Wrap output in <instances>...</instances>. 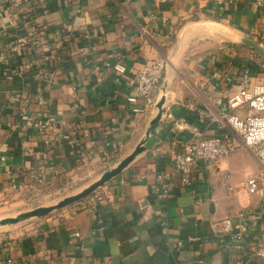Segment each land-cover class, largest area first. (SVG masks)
I'll use <instances>...</instances> for the list:
<instances>
[{"label": "crops", "instance_id": "crops-1", "mask_svg": "<svg viewBox=\"0 0 264 264\" xmlns=\"http://www.w3.org/2000/svg\"><path fill=\"white\" fill-rule=\"evenodd\" d=\"M201 20L264 44V0H28L17 7L0 0V53L8 59L0 61V205L101 161L122 160L146 141V149L94 193L1 230L0 264L262 263L252 250L264 225L258 212L264 178L258 177L262 191L250 193L247 180L256 171L237 152L262 167L257 157L240 144L212 164L200 162L186 185L175 167L174 153L187 140L172 118H184V107L194 122L198 112H219L216 98L228 88L211 78L226 64L216 56L190 51L170 60L180 30ZM21 39L26 45L12 52ZM160 56L167 66L158 100L166 93L167 112L148 136L159 110L133 111L129 78ZM118 62L126 74L111 67ZM209 121L199 123L206 135L226 132ZM161 171L165 182L157 178ZM242 210L243 227L236 218ZM227 217L232 233L223 228ZM240 230L244 237L236 241Z\"/></svg>", "mask_w": 264, "mask_h": 264}, {"label": "built area", "instance_id": "built-area-1", "mask_svg": "<svg viewBox=\"0 0 264 264\" xmlns=\"http://www.w3.org/2000/svg\"><path fill=\"white\" fill-rule=\"evenodd\" d=\"M28 0H12L13 6H20ZM260 38L264 41V27L261 30ZM27 43L21 39L18 44L13 45L11 51L18 53ZM8 60L6 53H0V61ZM167 61L164 56L151 60L141 68L132 71L129 81L134 89L128 101L134 106L136 113L146 109L155 108L158 95L164 81V74ZM234 65L224 64L211 71V78L217 84H228L224 93L225 96L216 98L219 112L201 111L198 112L197 122L186 118H172L173 125L178 131L188 130L189 139L182 151L174 153L175 167L181 173V182L186 185L191 183L192 175L199 169L200 162L212 164L216 160L229 156L239 146L244 145L260 161L264 168V80H255L252 70L249 67L235 68ZM116 72L126 74L128 67L121 62L111 66ZM141 102L139 103V101ZM210 118L208 127L215 123L226 128V132L220 135H206L205 129L199 124ZM46 122L42 127L48 128ZM114 150L119 147L116 143L108 142ZM144 176L138 175L137 179L142 180ZM157 178L161 182L167 179V173L161 171ZM38 181H41L39 179ZM16 188V183L13 182ZM247 188L250 193L261 192L259 178L251 177L247 180ZM230 189H234L230 186ZM167 189L164 190V194ZM260 218L264 220V208L260 206L258 210ZM241 227L245 225L246 212L239 211L236 215ZM223 228L226 232H234L232 217L222 220ZM244 237L243 231L234 234L233 239L238 241ZM252 255L259 258L264 264V225L257 238Z\"/></svg>", "mask_w": 264, "mask_h": 264}, {"label": "rangeland", "instance_id": "rangeland-1", "mask_svg": "<svg viewBox=\"0 0 264 264\" xmlns=\"http://www.w3.org/2000/svg\"><path fill=\"white\" fill-rule=\"evenodd\" d=\"M196 30H201L194 37L188 36ZM259 41V40H257ZM264 47V44L262 45ZM194 51L196 55L216 56V61L220 64H235L240 68L249 67L255 80H264V57L253 51L250 47L232 41V37L222 30H218L205 25L203 28L193 27L191 31L184 35V45L182 54ZM212 52V53H210ZM180 56V57H181ZM219 58V59H218ZM244 62L245 65L241 64ZM185 76V75H183ZM237 153L244 159V163H248L255 169L254 177L264 178V168L256 164L254 159L244 151ZM123 159V158H122ZM121 161V157L110 158L101 161V163L90 166L76 172L72 176H68L60 180L58 183L48 187H38L25 190L18 193L9 200L8 203L0 205V220L9 217H18L20 214L33 210L40 206H51L57 204L67 196L76 194L83 190L86 186L95 182L109 168L115 167ZM242 163V164H244ZM244 176V173L242 172ZM38 217H32L21 220L16 224L26 222L28 220H37ZM15 224L0 225V231Z\"/></svg>", "mask_w": 264, "mask_h": 264}, {"label": "water", "instance_id": "water-1", "mask_svg": "<svg viewBox=\"0 0 264 264\" xmlns=\"http://www.w3.org/2000/svg\"><path fill=\"white\" fill-rule=\"evenodd\" d=\"M209 24L215 29L222 30L225 33L229 34L231 37H234L239 41V43H242L248 47H250L253 51L257 52L259 55L264 57V47L258 43L255 39L240 35L237 32H235L232 28L228 27L227 25L217 22V21H199V22H191L190 24L185 25L179 32L177 38L179 39V43L175 45L174 52L170 56V60L172 62H175L178 60V58L182 54V48L184 45V35L191 31L193 27L197 28H203L205 25ZM169 70L172 72L169 76V78H172V75L174 73L173 67L169 64L168 65ZM168 82V80H167ZM166 102V93H164L160 100L157 101L155 108L159 110L158 114L155 116V118L151 121V126L147 132V135L150 136L152 133L156 131V129L160 126L162 122V118L167 112V109L164 107ZM190 137V133L188 130L182 131L180 133V138L184 140H188ZM146 141H142L139 143V145L135 148V150L126 156L124 159H122L115 167L109 168L107 171L103 173L101 178L96 180L95 182L91 183L90 185L86 186L83 190L80 192L67 196L64 199H62L57 204L51 205V206H40L33 210L27 211L25 213L20 214L18 217H9L4 218L0 220V225H9V224H16L20 222L21 220L32 218V217H41L45 216L55 210L64 208L66 206H69L71 204H74L78 202L79 200L89 196L90 194L94 193L97 189L104 186L107 182H109L114 177L118 176L122 173V171L131 163L134 161V159L146 149L145 145ZM200 264V263H196Z\"/></svg>", "mask_w": 264, "mask_h": 264}, {"label": "trees", "instance_id": "trees-1", "mask_svg": "<svg viewBox=\"0 0 264 264\" xmlns=\"http://www.w3.org/2000/svg\"><path fill=\"white\" fill-rule=\"evenodd\" d=\"M184 115V118L193 120L194 119V112H191L187 108H183L182 116Z\"/></svg>", "mask_w": 264, "mask_h": 264}]
</instances>
